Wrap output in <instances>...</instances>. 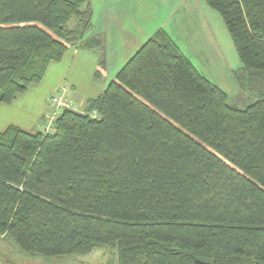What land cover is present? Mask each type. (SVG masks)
<instances>
[{
    "label": "trees",
    "instance_id": "obj_1",
    "mask_svg": "<svg viewBox=\"0 0 264 264\" xmlns=\"http://www.w3.org/2000/svg\"><path fill=\"white\" fill-rule=\"evenodd\" d=\"M204 2L256 101L228 105L157 31L84 113L0 133V238L44 258L114 247L118 264H264V0ZM89 5L0 0V105L85 42Z\"/></svg>",
    "mask_w": 264,
    "mask_h": 264
},
{
    "label": "crops",
    "instance_id": "obj_2",
    "mask_svg": "<svg viewBox=\"0 0 264 264\" xmlns=\"http://www.w3.org/2000/svg\"><path fill=\"white\" fill-rule=\"evenodd\" d=\"M105 4L96 22L92 20V12L90 26L83 36L85 42L69 47L61 61L50 63L39 84L30 85L11 103L0 105V133L11 126L28 134L45 132L47 118L52 114L48 99L61 87H65L67 98L77 107V111L84 113L87 101L99 96L124 64L148 40L151 35L141 38L144 18L132 14L133 8L130 5H119V0H106ZM138 9L142 11L141 7ZM176 10L171 7L168 15L173 16ZM124 17L128 22L122 26ZM76 27L77 21L71 30ZM166 27L167 22L157 31L162 30L193 65L183 48L184 44H178ZM87 42L91 45L87 46ZM187 42L192 46L193 42Z\"/></svg>",
    "mask_w": 264,
    "mask_h": 264
},
{
    "label": "rangeland",
    "instance_id": "obj_3",
    "mask_svg": "<svg viewBox=\"0 0 264 264\" xmlns=\"http://www.w3.org/2000/svg\"><path fill=\"white\" fill-rule=\"evenodd\" d=\"M105 1L87 0L91 5L94 22L98 20L102 5H106ZM119 5H130L133 8L132 14L144 18L141 38L150 35L151 38L157 28L167 22L166 28L172 38L178 44H184L183 48L201 75L227 95L228 105L244 110L256 101L253 94L238 88L235 75L240 71L241 63L220 16L204 0H119ZM140 7L142 11L138 9ZM171 7L177 9L173 16L168 15ZM119 12L123 13L122 10ZM123 21L122 26L128 22L125 17ZM75 25L76 20L72 19L67 27L73 29ZM186 40L193 42L192 46ZM61 88L67 98L65 87ZM0 264H118V251L114 247H106L83 256L44 258L26 254L11 240L1 237ZM230 264L251 262L233 260Z\"/></svg>",
    "mask_w": 264,
    "mask_h": 264
},
{
    "label": "built area",
    "instance_id": "obj_4",
    "mask_svg": "<svg viewBox=\"0 0 264 264\" xmlns=\"http://www.w3.org/2000/svg\"><path fill=\"white\" fill-rule=\"evenodd\" d=\"M50 107L52 109V114L47 118L46 131H51L53 122L55 121L58 114L63 109H68L71 111H77V107L67 100L65 97V91L62 88H59L50 98H49Z\"/></svg>",
    "mask_w": 264,
    "mask_h": 264
}]
</instances>
